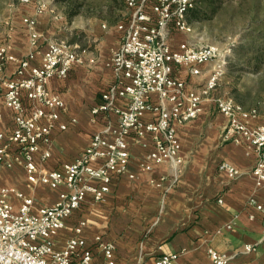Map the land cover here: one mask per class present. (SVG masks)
I'll use <instances>...</instances> for the list:
<instances>
[{
	"label": "built area",
	"instance_id": "obj_1",
	"mask_svg": "<svg viewBox=\"0 0 264 264\" xmlns=\"http://www.w3.org/2000/svg\"><path fill=\"white\" fill-rule=\"evenodd\" d=\"M123 2L127 16L118 25L122 43L107 63L115 80L92 110L93 117H104L106 124L92 135L84 152L62 170L45 171L37 162L38 157L41 162L51 157L52 132L66 109L63 98L49 87L54 79H66L75 65H83L86 52L64 39L48 40L41 65L32 66L35 51L44 40L38 16L47 10L45 3L36 7L35 16L23 20L32 48L27 57L18 60L9 43L0 45V96L12 111L14 123L11 132L1 130L0 112V170L22 169L33 188H65L54 205L43 207L15 188L0 190V264H93V247L102 252L101 264H116L115 243L96 237L90 246L82 237L85 223L75 229V237L62 250L55 247V236L89 198L102 202L110 193L113 178L136 179L129 170L131 143L147 150L140 164L143 172L152 171L156 165H169L178 177L185 166L177 127L203 113V105L217 92L228 62L215 46L184 41L173 47V31L193 32L187 17L197 0ZM9 62L18 63L12 77L5 75ZM89 62L95 63V58ZM199 78H204L201 84L192 82ZM214 103L228 120L223 141L253 147L257 159L252 175L256 187L264 190V103L251 109L230 97H215ZM147 115L152 116L150 121ZM60 129L65 131L67 126ZM219 171L233 181L242 176L226 162L219 165ZM150 185L163 189L165 179L151 180ZM249 205L264 216V206L257 199L251 198ZM226 228L232 229L233 224ZM256 250L245 246L247 253ZM178 257L163 255L156 264H175ZM210 258L214 264H235L232 257L215 250H210Z\"/></svg>",
	"mask_w": 264,
	"mask_h": 264
},
{
	"label": "crops",
	"instance_id": "obj_2",
	"mask_svg": "<svg viewBox=\"0 0 264 264\" xmlns=\"http://www.w3.org/2000/svg\"><path fill=\"white\" fill-rule=\"evenodd\" d=\"M47 10L38 16L44 40L35 51L32 66L41 65L47 48L45 41L60 39L57 37L63 33L58 32L59 26L67 30L66 26L59 24L63 17ZM35 15L36 6L21 17L3 21L9 32L12 54L18 60L27 57L32 50L22 21ZM126 16L122 11L119 19L125 20ZM119 24L120 21L113 34L98 37L87 46L77 43L86 52L84 64L75 65L66 79L51 81L49 88L63 98L66 109L52 132L51 157L45 162L37 158L43 170L59 171L66 163L74 162L89 145L92 135L106 124L104 117L94 118L92 110L100 104L102 95L115 80L107 63L122 43ZM5 43L6 40L0 41V45ZM177 46L173 45L174 48ZM92 58H95L93 64L89 62ZM17 67V62H9L5 75L14 76ZM180 74L182 77L187 75L186 72ZM203 79H193L192 82L201 84ZM215 97L230 96L214 93L204 103L203 113L197 119L177 127L181 155L185 160L178 177L169 165H156L152 171L143 172L140 164L147 150L131 143L129 170L136 179L115 177L110 193L102 202L96 203L89 198L55 236L57 250H62L67 241L75 237V229L85 223L82 237L90 246H93L96 237L115 243L116 264H156L161 256L172 254L179 256L175 264H214L210 250L232 257L235 264H264V216L249 205L250 199L255 198L264 206V190L256 187L252 175L257 155L253 147L246 143L238 145L223 141L222 134L228 120L218 113ZM0 112L3 115L1 130L11 132L14 128L13 113L5 107L2 96ZM151 119V115L146 116L147 121ZM112 120L117 123L116 118ZM61 125H66L67 129L62 131ZM223 162L236 167L242 176L237 181L229 179L219 171ZM1 175L7 176L11 182H15L14 175L24 176L14 186L2 185L0 190L4 187L20 190L36 198L38 207L54 205L65 191L64 187L51 190L39 186L38 191L31 194L26 173L17 167L3 168ZM161 179H165L163 189L150 185L151 180ZM219 200L223 202L219 203ZM14 203L18 204L17 201ZM250 215H255V219L251 220ZM229 224H233L232 229L226 228ZM246 245L257 247V250L247 253ZM93 251V264H101L102 252L96 247Z\"/></svg>",
	"mask_w": 264,
	"mask_h": 264
},
{
	"label": "rangeland",
	"instance_id": "obj_3",
	"mask_svg": "<svg viewBox=\"0 0 264 264\" xmlns=\"http://www.w3.org/2000/svg\"><path fill=\"white\" fill-rule=\"evenodd\" d=\"M42 3L48 6V10H53L55 15L63 17L59 24L66 26L67 30L59 26L61 30L58 29V32L62 31L63 34L57 38L73 45L81 43L87 46L98 37L113 34L117 22H123L119 19L120 13L123 11L127 14L123 0H68L66 3L64 0H30L29 3H23V0H0V41L10 43L9 32L3 21H11L15 16L21 17ZM68 7L79 11L70 21L66 17ZM196 11L197 17L191 24L193 32L186 35L173 31L171 43L177 46L180 42L189 41L198 46L217 47L222 58L228 62L217 95L230 96L246 109L262 105L264 0H197ZM5 29L6 32L3 31ZM255 69L257 72H254ZM23 177L14 175L15 182H11L7 176L1 175L0 187L14 186ZM29 187L31 194L38 191L31 185Z\"/></svg>",
	"mask_w": 264,
	"mask_h": 264
},
{
	"label": "trees",
	"instance_id": "obj_4",
	"mask_svg": "<svg viewBox=\"0 0 264 264\" xmlns=\"http://www.w3.org/2000/svg\"><path fill=\"white\" fill-rule=\"evenodd\" d=\"M64 2L66 3V2H68V0H64ZM195 12H197V11H196V8L193 9V10H192L191 12H189V14H188L187 19H188V22H189L190 24H192V21L194 20V18L197 17V15L195 14ZM78 14H79V11H76V10H74V9L71 8V7H68L67 10H66V15H67L66 17L68 18L69 21L72 20L74 17H76ZM256 52H258V49H256ZM254 72H257V69H255Z\"/></svg>",
	"mask_w": 264,
	"mask_h": 264
}]
</instances>
